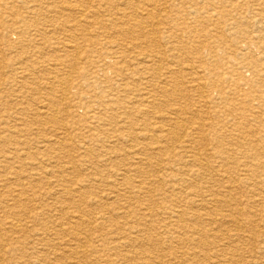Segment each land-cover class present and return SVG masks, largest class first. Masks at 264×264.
Returning a JSON list of instances; mask_svg holds the SVG:
<instances>
[{
  "label": "rangeland",
  "instance_id": "374dc122",
  "mask_svg": "<svg viewBox=\"0 0 264 264\" xmlns=\"http://www.w3.org/2000/svg\"><path fill=\"white\" fill-rule=\"evenodd\" d=\"M12 1L13 0H7V1L0 0V3L1 4L12 3ZM17 1L18 2L14 3L13 5H15L18 8L23 6L22 4H20V0ZM52 1L53 3H58V1L60 0H52ZM110 1L112 2L113 0ZM57 5L59 8L60 4ZM44 12H45L43 15L44 21L40 23V21L38 22L37 20H34L35 23L32 25L33 26L32 29L34 30H30L26 35H24V37L22 35L25 32L24 31L25 27L22 26L17 25L13 27L11 30L7 31L6 33L4 32V39H2L1 36V33L3 31L2 29L0 30V87H2L0 88V127H1L0 140H2L3 138L2 136H4L3 140L7 141L9 139L10 141L8 140L9 141L8 143L10 145L12 144V142L16 144L18 141H19L18 143L20 144L23 145L25 144L24 145L25 149H27V151L30 154H32L31 157L33 158V160L35 158V159H41V161L42 160L45 161L46 159L52 161V159L50 158H52L53 156L58 157L59 158L58 162L59 163L63 162L60 165L64 164L63 165L64 171L62 170L61 173L62 172L63 173L60 174L58 173L60 169L53 168V170H51L50 168H47L46 172H48V176L44 179V181H42L43 182L42 185H44V187L42 186L40 189L35 190L31 194H29L30 196L27 197L28 199L25 198L27 199L25 204L29 205L30 207H32V204H36L39 201L36 204V207L38 206L39 210L38 208L37 210H34L36 212L33 211L34 212L33 215L35 213L36 214L38 213L39 215L43 214L42 220L40 219V222L37 220L33 221L31 218L32 217L31 212L30 214L29 213L25 214V212H23V214H21L22 217L24 218L23 219L24 221L22 223L25 224L27 232L25 231V233L23 232L22 234L14 233V232H10L9 229L5 228V233L3 232V235L1 236L2 238L0 237V239H2L0 240V251H1V247L3 250L1 251L0 254V259H1L0 264H64V263L77 264V262L79 264H91V263L106 264V260L109 259L107 257V254H105L102 251L104 250V247L101 240H103L105 237L108 238L110 237L113 238L114 240L115 239L118 240L122 239V241L127 240V238H125L126 235L121 234L123 233L122 230H115V228L111 227V224L108 223L111 220H117L119 224H122L124 226L125 224L128 223L127 226L124 228L125 230L127 229L129 230L130 233L129 236H131L133 239L137 237L139 242L143 241L144 244L147 247H149L150 253L148 255L146 254L147 255L146 257H143L144 259L141 260L142 262L146 261L154 264H207V262L204 261L205 256L206 257L214 256V254L212 253L213 247L221 248L223 244L228 243L231 247H240L238 249V254L236 251V253H231L230 255L223 256L224 258L222 259L220 255L222 253L218 252L217 255L219 256L213 259V262H217L216 264H226L228 260H231L232 264H264V247H261L264 246L262 245L264 243V225H263L264 204L263 205L261 204L262 205L261 207V205L259 206L256 205L254 202L252 203V201H254L252 196V194L254 193V191L252 190L253 187L254 189L264 191V186L257 184H255L254 186V183H256L254 180L255 174L247 172L248 169L247 167L244 166L248 161V158L250 157L244 154L241 155L240 151H244V149L242 148L239 151L237 146L239 145V142L242 140L237 136V133L232 130V128H234L235 126L240 128H248V129L251 128L252 130L256 131V133H254V135L250 139L251 141H253L254 144L253 146L256 145L264 146V142H263L264 140V52L262 50L264 31H261L262 30L261 28L264 25L263 24L264 0H186L185 5L183 6L167 7L166 9L161 8L159 9V11L158 10L154 11V13L156 12L155 14L158 17L157 18L158 29L163 32L164 31H169V32L168 34L167 32L159 34L162 35L160 36L161 39L159 40L160 44L157 45L155 48V50L159 52L158 54L160 56L159 59L160 63L156 64L157 72L155 71V74H146V75L139 73V75H136L134 77L135 79H131L130 76L132 72L137 70L138 68L137 63L142 62V55L140 56L139 54L147 51L145 45L138 47L135 46L136 49L133 48L130 49L128 47L126 48V46L130 44L129 39L131 42L134 41L136 38L128 36L127 38H123L121 40V38L116 36L115 32L112 31L115 30L116 28L107 23L106 21L107 17L105 16L98 17L100 18L99 21L101 23L104 22L103 27H101L102 25L92 27L88 23H86V21L85 24H83L84 26L83 27L78 25L79 23L77 19L79 17L77 14H75L76 12L72 13V17L70 18L71 20L69 19L68 22L65 23V25L62 24V22H65L66 20V15H67L66 12L61 11L62 13L60 14L58 9L50 10V11L45 10ZM95 19L97 18L95 17ZM5 20L9 21V19H5ZM174 23L176 24L174 25ZM42 25L45 26L42 27ZM36 27L41 30V31L39 30V32L41 33L35 32V29H37ZM56 31H58V33ZM190 31H193V33L197 35L196 36L197 39L202 41V44L205 43L203 44L204 48L201 50V53L198 54L194 52L192 53L189 49L184 50L182 49V46H180L187 41L188 37L189 38L194 37L193 34L190 33ZM71 35L72 37L74 35L72 39H71ZM81 35L83 37H81ZM180 35H183L185 37L183 38L182 41L178 39V36ZM40 38L42 39L40 40ZM258 38H261L262 40H258ZM20 39L22 42L19 43ZM6 41L15 42L18 43V45L19 44L20 45L17 47V49H14L12 51H7V49L4 47ZM195 42L196 41L193 40V42L189 44L190 46L188 47L194 48L197 45V43ZM74 47H76V49H74ZM108 49L111 50L112 52L119 54H117L116 57H114L112 60H108L109 66L103 67L101 64V60L103 58L100 56L105 50ZM119 49L121 52H119ZM207 49H209V52ZM127 51H129L130 53ZM75 54L77 56H75ZM36 58L37 60H39V62H43V61L46 62L41 64H36L35 69L31 71H26L27 69L26 67L30 65V62L32 63V61H36ZM40 58L42 59V61H40ZM57 59L64 60L68 66H65V70L64 68H62L61 71L52 72L50 71V69L53 66H55ZM68 63L70 64L72 63L71 67L72 66L74 67L73 68L69 67L70 64ZM191 67L194 68L192 72L189 71ZM75 71L76 73H74ZM83 71L84 73H82ZM158 72L160 73V75ZM167 73H171L170 76L173 81L178 80L176 84L177 88L168 87V92H171L172 98L171 97L166 98L167 96H163L162 94L156 93L157 95L155 94L156 96L155 103H156V108L158 109L155 108L151 109L150 107H148L146 103L142 101V97H141L147 93V89H145L147 85H145V82H148L150 86H152L153 83L155 86L161 85L162 81H165L164 79ZM85 74L87 76H83ZM141 75L143 76V78ZM30 76L32 77L30 78ZM167 76H169V74ZM67 78L69 79V81ZM94 82L97 84H95ZM123 83L126 86L125 91L123 90L124 87L122 85ZM45 84L54 85L53 86V88H55L54 91L55 92L58 91L57 93H54L55 99L58 98L57 101H59V99L60 101H62V102H58L61 104L58 105L57 110L53 109L54 112H52L56 114L58 121L63 122L62 127L61 126L59 127L55 124H53L54 126H52L51 124L38 125V123L34 122L32 118V114L35 112H39L42 104L46 103L45 99L49 97V96L47 97V94L45 93L46 91H44L47 90V87L44 86ZM42 87L44 88V90ZM57 88L59 89L57 90ZM62 90H66L68 94L67 95L61 94ZM105 97H108L109 99L111 97H114L113 98L114 100L119 101L117 105L111 104V108H114L113 109L114 114H117L118 118L112 121L113 123L109 122L110 124L109 123L107 124H108V129L111 128L116 129L117 127H121L120 128L121 138L120 141L114 142V140H111L110 142L107 141L104 144L107 146H111L113 144L115 145L118 143L119 147H121V149H124L125 152H120L118 154L113 155V157H116L112 159V162H114V164L112 165L113 168L112 167L110 168L109 165L105 163L98 161L93 162L92 160L89 161V163L87 164L88 165L87 169H85L86 167H84V169L83 168L81 169L80 167H77L76 169L72 168L74 170L68 169L72 167L70 165L71 161H74L76 163L79 158L80 159L86 158L84 157V154L81 153L80 150L78 151V147H77L78 141L74 136H76V134H83V135L87 134L86 136H88L91 133V132L90 133L87 132V130L85 129L86 126H89L90 122H93L89 119L92 113L89 114L88 108L93 109L94 112H96V114L102 116L104 114L103 110L100 108L99 110H97V107L102 100L107 101V98ZM157 98L158 100L159 99L161 100L158 101ZM40 99L42 101H40ZM64 100L65 103L63 104ZM35 108L36 110H34ZM63 110H66L69 116H67V114L64 115ZM138 110H140L142 113L141 114L138 113ZM69 111H71V113H69ZM182 111H184L186 115ZM250 111L256 112L255 113L256 120L254 119L253 121V119L250 118V116L246 115ZM80 112L81 113L83 112V114H80ZM123 113L124 115L125 114L126 115L124 116ZM127 114H129V116ZM197 114L198 116H195ZM77 115L79 116L81 115V116L77 117ZM171 115H173L172 119H171ZM28 117L30 118L29 119L30 121L27 119ZM122 117L125 118L123 119ZM174 119L178 121H182V123L186 125L185 126L186 132H183L184 134H182V132H179L180 136L181 135L185 136V134L188 133L190 130L192 129L197 130L201 126L202 128L200 131H202L203 133L202 136L204 138V140L201 141L200 146H194V148L190 146V148L186 149V151L189 150L190 153L185 152L184 149H181L180 145L178 144V141L169 140V139L161 140L162 143L160 145V149L163 152L162 153L163 155L161 156L158 155V157L155 156L151 161L152 163L158 162L161 164H165L166 162L167 163L169 162V165H171L172 173L175 175V178L171 179L169 176L165 177L163 176V172L152 173L151 171L150 174L153 175L147 174L146 176L149 175V177L153 176L152 178L157 177L159 179L164 178L165 182L163 181L164 182L163 185L156 186L157 189L154 188V190L148 194L142 192L137 193L136 189L130 190L129 186L128 187L124 185L121 186V183L119 182L120 180L119 178H117L118 176L115 175H117V170H119V172L122 173L127 169L126 168L128 167L127 163L124 161L126 159L127 160L131 159L132 162H134L135 160L133 158H135L136 161H138L140 158L144 159L145 157L143 156V154L146 151L150 154V151L148 150L156 147V146H151V144L148 145L144 141H137L136 144L131 143L129 137H127L130 131L129 128H131V130L134 129V131L138 133L139 131H141L142 129L141 127L143 124H150L155 126L162 125L166 127L167 125L171 124V122ZM27 120L28 122L33 121L31 123L32 125H30L27 122ZM15 122L18 123L15 124ZM138 124H140L141 127H139ZM16 130L22 131L21 134L16 132ZM65 130L68 131V133H66L67 135L65 134ZM229 131L232 133H229ZM92 134L95 133L92 132ZM104 137H106V135H104ZM69 138H71V141L69 140ZM184 138L187 140L186 137ZM216 138L218 140H216ZM43 140H51V141L54 140V141H59L60 143L63 142V144H66L68 148H66L65 150H60L57 147L58 149L56 150L57 153H55L56 152L55 151L50 155H46V157L45 155H38L36 154V147H39L40 144L37 143ZM217 144H220L222 147H227V148L230 147V150L232 152L224 155L221 154L219 150H215L214 148V146H216ZM10 145L7 147L4 145L3 147L0 144L1 146L0 161H2L1 159L2 155H5V153L11 151ZM132 145L135 146L134 149L129 150V146ZM89 148L93 149V153L96 154L97 151L95 150V147L93 145H90ZM172 149L174 150L171 151ZM78 152H79V156H78ZM181 153L183 154L181 155ZM186 153H188L189 157L187 156ZM68 154L69 155L71 154L73 156L70 155L69 157ZM120 154L121 156H119ZM196 154L198 155L197 160L198 159L199 161L202 160L201 162L203 163L205 162L210 163L211 169L209 170V172L206 173L207 176L204 179L203 183L197 185L192 189H188L185 188L184 185H181L180 183H182V181H186L187 179L188 180L191 179L192 171L195 170L196 168L193 169L192 166L188 164L186 165V163L189 161L187 159H192L190 157L191 156L194 157L196 156ZM250 154H252V152H250ZM70 158H72L73 160L72 159L70 160ZM254 158H256L257 161L260 160L261 162H264V155L263 156L258 155L255 156ZM115 159L117 162L115 161ZM33 160L29 161V163H31ZM67 160L68 162H66ZM36 163L33 162V164L31 166L29 165L28 168L29 167L30 169L36 168L37 167ZM114 165L116 166L114 167ZM1 166H3L2 162H0V167ZM223 166L226 168H223ZM90 167L91 169H89ZM142 167L145 169V172L150 170V168H147V162H145L144 160L142 161ZM67 169L70 171H67ZM239 169L240 172H238ZM31 172H36V171H34L33 169V171L31 170ZM97 173H99V175H97ZM170 173L171 172H169L168 174ZM134 174H131L132 180L138 181L139 179H137L134 176ZM0 175L1 177L4 176L1 169H0ZM56 175H63L68 178L73 177L71 179L74 183L73 185H71L73 187H69V188L72 191L82 192L84 194V198L79 197L80 199H78L76 197L74 199H70V197L63 195L64 193L63 190L68 189V187L66 188L64 187L66 186L65 184L57 182L56 180L57 178H54ZM256 176L257 178L264 179V176L263 175L261 176L260 173L257 174ZM227 177L228 178L235 177L236 179L248 178L251 181L249 180L247 185L243 183L228 185ZM98 180L99 182L101 181L102 184L97 183ZM205 180L207 182H205ZM13 181H14L13 179H8V183L10 182L11 184H15L16 182ZM91 181H93L92 184ZM115 183L118 184V186ZM169 186H174L175 188H179V192L178 193L176 192L174 194L173 193L170 194L169 192H166L168 190L167 187ZM229 186L232 188L231 194L229 196L230 208L228 206H223V205H218L216 208H214L216 210L218 208L217 212H220L219 214L221 216L220 215L215 216L216 212L215 213L211 212L208 216L202 215L203 216L202 219L200 220V222H198L194 217H192L191 214L192 211H189L183 217V222L179 224L178 219H175L174 217H171L169 219L167 215H163L161 213L164 208L169 207V208L177 209L180 206L184 207L188 205L190 202L189 198L191 197L190 192L202 194L205 197L207 194H209L206 191L207 189L210 190L213 189L212 191L223 194V192L227 191L226 188ZM214 188H218V189H214ZM60 189L63 190L61 191ZM118 191L121 193H119ZM3 192L4 190L0 188V194H3ZM135 193L137 195H135ZM117 194L118 196H116ZM258 198L259 197H257V200ZM206 199H209V197H207ZM52 200L55 201V204ZM71 200L75 201L74 205L76 206H78L76 204L77 202H81L82 200L86 202H83L84 204L80 203L81 206L79 208H76L75 206H73V208H69L67 210V215L66 214L63 215L62 212L66 213V211L64 210L62 211V205L63 206L69 205V202ZM42 204L46 205V207H43L44 209L42 208ZM146 205L150 209V213L154 211L156 212L155 214L160 216H153L150 213L148 214L147 213L148 211L145 210L144 213H146L147 216H142L143 211L140 212V209L142 208L145 209ZM98 207L100 208L98 209ZM113 207H115L114 208L115 211H112ZM230 209L232 211H234V209H240L244 211L241 216H237V220L240 222V226H239L240 228L238 227L239 228L238 230L235 229V227L233 226L232 218L228 216L230 215ZM1 210L2 209L0 208V222L3 221L2 223L6 225V222L8 223L9 220L7 219V215L4 214L3 210L2 211ZM220 210L223 211L224 213L221 212ZM135 211L137 214L135 213ZM122 212H128L130 217H126L127 219L124 218L125 216L123 215ZM69 213H71L72 215ZM199 213L204 214L205 212L199 210ZM132 214L134 215V217ZM77 215L82 216L83 223L81 224L79 222L80 226L79 225L76 227L74 226L75 229L72 227L70 231L72 232V234L79 235L80 238L78 242L75 243L73 241L74 236L71 234H70L71 236L68 234L58 237V239H55L56 241L53 240V242L49 243L50 245H52V247L50 248H45V246H43L36 240L37 238L38 239L42 238L44 235H52L51 237H54L53 233H51V231H53V228L59 229V226H62V228L68 227V224H70L69 218L72 216L78 217ZM58 218L59 220H57ZM207 219H217L218 222L216 225L211 223L206 224L205 221ZM105 220L108 222L105 224V226H103L102 223L105 222ZM57 221H59V223ZM136 221L139 225L134 224ZM46 222H48V224ZM35 223L36 224L40 223V224L39 226H37L38 224L36 225ZM54 223L56 225H54ZM146 223H148V225ZM164 224H166L167 227H165ZM40 225L42 229L40 228ZM200 227L205 228L206 231L205 233L202 234L200 233L198 235L195 230ZM217 233H219V235H216ZM222 234L224 235L228 234L239 238H237L236 241L223 240L221 243L219 241L217 243L214 240L215 239L214 237L220 236ZM4 237L6 239L8 238L7 239L8 241ZM185 238H188L189 240H185ZM190 238L195 240L201 238L203 241H205V243L201 245L199 244L196 245V243L191 242ZM82 240L83 242H81ZM144 240H146V242ZM6 242H8V244H6ZM184 242L186 243L184 244ZM79 243H81V245L84 246V249H87L86 251H90L94 249L97 251V253L99 252L97 257H99L100 259H98L97 261H94L92 259L91 260L88 259L87 261H85V259L83 260V258H81L80 256L75 257L76 255L72 253L71 255L70 252L68 254L64 253V251L67 249H71L75 251ZM185 245H187L188 247ZM205 245L206 247H204ZM16 246L18 248L17 251L13 252V254H10L11 247H16ZM112 246L113 245H108L109 248H112ZM122 250H126V249H122ZM78 251L79 249L77 250V252ZM127 251L128 250L124 251V253ZM31 254L34 256H32ZM183 254H185L184 257H182ZM194 254L196 258H193L192 260V256H194ZM10 256L13 258H10ZM43 257L44 259H42ZM69 257L71 258L69 259ZM139 258H140L139 256L135 258V263L140 262ZM75 259L77 261H75ZM123 263L127 264V262H123Z\"/></svg>",
  "mask_w": 264,
  "mask_h": 264
},
{
  "label": "bare ground",
  "instance_id": "6f19581e",
  "mask_svg": "<svg viewBox=\"0 0 264 264\" xmlns=\"http://www.w3.org/2000/svg\"><path fill=\"white\" fill-rule=\"evenodd\" d=\"M7 1V0H6ZM185 1L186 0H113L112 2L110 0H60L58 1V3H53L52 0H20V4H22L23 6H21L20 8L16 7L15 5H13L14 3H17L18 1L17 0H13L12 3H5V4H1L0 3V30L2 29V33H1V36H2V39H4V32L6 33L7 31L11 30L13 27L15 26H22V27H25V32L23 33V37L24 35H26L30 30H34L32 29L33 28V24L35 23L34 20H37L38 22L40 21V23H42L44 20H43V15H44V11L45 10H55V9H58L60 14L62 12H66L67 15H66V20L65 22H62V24L65 25V23L68 22V20L72 17V13H75L78 15V25L80 26H83V24H85V21L86 23H88L90 26H101L103 27V23H101L99 21L100 18H98L99 16H105L107 17V23L109 25H112L114 26L116 29L115 30H112L115 32L116 36L120 37L121 40L123 38H127L128 36L130 37H134L136 38L134 41H131L130 42V39H129V45L126 46V48H130V49H136L135 46H144L147 48V51L144 52V53H140L139 55L141 56L142 55V62H139L137 63L138 64V68L137 70H135L134 72L131 73V79H135L134 77L136 75H139L140 74H143V75H146V74H155V71L157 72V68H156V64L157 63H160L159 59H160V56H159V52H157V50H155L156 46L160 44L159 40L161 39L160 36L162 35H159V34H162V33H166L168 34L169 31H160L158 29V24H157V15L154 13V11H159V9H166L167 7H176V6H183L185 5ZM77 3V4H76ZM57 4H60L59 5V8H58V5ZM76 4V5H75ZM18 6V5H17ZM20 6V5H19ZM78 8V9H77ZM64 10V11H63ZM62 11V12H61ZM167 11V10H166ZM58 13V12H57ZM165 13V12H164ZM223 13V12H222ZM217 14V13H216ZM47 15V14H46ZM160 15V14H159ZM192 15V14H191ZM223 15V14H222ZM64 16V15H63ZM56 17V16H55ZM62 17V16H61ZM74 17V16H73ZM95 17L97 19H95ZM52 18V17H51ZM58 18V17H57ZM167 18V17H166ZM5 19H9L8 20H5ZM55 19V18H54ZM74 19V18H73ZM51 20V19H50ZM71 20V19H70ZM88 20V21H87ZM58 21V20H57ZM173 21V20H172ZM182 21V20H180ZM221 21V20H220ZM47 22V21H46ZM162 22V21H161ZM77 23V22H76ZM58 24V23H57ZM176 23H174L175 25ZM256 24V23H255ZM264 24V23H263ZM49 25V24H48ZM77 25V24H76ZM87 25V24H86ZM178 25V24H177ZM198 25V24H197ZM222 25V24H221ZM45 26V25H44ZM42 25V27H44ZM63 26V25H62ZM71 26V25H70ZM190 26V25H189ZM39 27V26H38ZM49 27V26H48ZM64 27V26H63ZM84 27V26H83ZM118 27V28H117ZM161 27V26H160ZM159 27V28H160ZM245 27V26H244ZM37 28V27H36ZM42 29V28H41ZM60 29V28H59ZM67 29V28H66ZM65 29V30H66ZM79 29V28H77ZM262 30L261 31H264V25L263 27L261 28ZM39 28L35 29V32L37 33H41L39 32ZM85 30V29H84ZM90 30V29H89ZM101 30V29H100ZM41 31V30H40ZM47 31V30H46ZM59 31V30H58ZM58 31H56L58 33ZM68 31V30H67ZM66 31V32H67ZM83 31V30H82ZM172 31V30H170ZM44 32V31H43ZM42 32V33H43ZM53 32V31H52ZM63 32V31H62ZM69 32V31H68ZM77 32V31H76ZM88 32V31H87ZM108 32V31H107ZM183 32V31H182ZM31 33V32H30ZM70 33V32H69ZM86 33V32H85ZM84 33V34H85ZM179 33V32H178ZM191 34H193L194 37L192 38H187V41L185 43H183L182 45V49H189L192 53H201V50L204 48V45L205 43L202 44V41L198 40L197 39V35H195V33H193V31H190ZM10 34V33H9ZM16 34V33H15ZM109 34V33H108ZM172 34V33H171ZM8 35V33H7ZM30 35V34H29ZM48 35V34H47ZM68 35V34H66ZM89 35V34H88ZM98 35V33H97ZM107 35V34H106ZM76 36V35H75ZM12 37V36H10ZM17 37V36H16ZM44 37V36H43ZM65 37V36H64ZM70 37V36H69ZM74 37V35H73ZM72 35H71V39L73 38ZM81 37H83L81 35ZM80 37V38H81ZM91 37V36H90ZM19 38V37H18ZM76 38V37H75ZM170 38V37H169ZM183 38H185L183 35H180L178 36V39L179 40H183ZM200 38V37H199ZM37 39V38H36ZM42 38H40L41 40ZM6 40V39H5ZM78 40V39H77ZM107 40V39H106ZM196 41L195 43H197V45L192 48V47H188L190 46L189 44H191L192 42ZM258 40H262L261 38H258ZM72 41V40H71ZM22 42L21 39L19 40V43ZM45 42V41H44ZM137 42V43H136ZM6 44H4L5 48L7 49V51H12L14 49H17V47L20 45H18V43H15V42H9V41H6L5 42ZM38 43V42H37ZM76 43V42H75ZM125 43V42H124ZM71 44V43H70ZM69 45V43H68ZM67 45V46H68ZM73 45V44H72ZM66 46V47H67ZM77 46V45H76ZM44 47V46H43ZM52 47V46H51ZM160 47V46H159ZM53 48V47H52ZM72 48V47H71ZM125 48V47H124ZM166 48V47H165ZM25 49V48H24ZM32 49V48H31ZM47 49V48H46ZM45 49V50H46ZM74 49H76V47H74ZM73 49V50H74ZM104 49V48H103ZM164 49V48H163ZM180 49V48H179ZM50 50V49H49ZM55 50V49H54ZM118 50V49H117ZM142 50V49H141ZM178 50V49H177ZM208 52H209V49H207ZM262 50L264 52V40L262 42ZM37 51V50H36ZM69 51V50H68ZM119 52L120 49H119ZM129 52V51H127ZM126 52V53H127ZM75 53V52H74ZM78 53V52H77ZM130 53V52H129ZM3 54V53H2ZM51 54V53H50ZM119 54V53H115V52H112L111 50H105L100 57H102L103 59L101 60V64L103 67H107L109 66V63H108V60H112L114 57H116V55ZM124 54V53H123ZM138 54V53H137ZM177 54V53H176ZM38 55V54H37ZM136 55V54H135ZM211 55V54H210ZM73 56V55H72ZM75 56H77L75 54ZM132 56V55H131ZM178 56V55H177ZM38 57V56H37ZM44 57V56H43ZM65 57V56H64ZM28 58V57H27ZM63 58V57H62ZM178 58V57H177ZM24 59V58H23ZM74 59V58H73ZM96 59V58H94ZM76 60V59H75ZM137 60V59H136ZM23 61V60H21ZM40 61H42V59L40 58ZM132 61V60H131ZM134 61V60H133ZM46 61H43V62H39V60H37L36 58V61H32V63L30 62V65H28L26 68V71H31L33 69H35L36 67V64H41V63H45ZM70 62V61H69ZM4 63V62H3ZM23 63V62H22ZM55 63V62H54ZM70 64V63H68ZM72 64V63H71ZM71 64L69 65V67H71ZM114 64V63H113ZM121 64V63H120ZM136 64V63H135ZM136 64V65H137ZM24 65V64H22ZM46 65V64H45ZM77 65V64H76ZM134 65V64H133ZM50 66V65H49ZM56 66V67H55ZM55 66H53L50 71L52 72H58V71H61L62 68H64L65 70V66H68L64 60L62 59H57L56 60V64ZM59 66V67H58ZM158 66V65H157ZM162 66V65H160ZM159 66V67H160ZM24 67V66H23ZM46 67V66H45ZM74 66H72L71 68H73ZM187 67V66H186ZM125 68V67H124ZM164 68V67H163ZM9 69V68H8ZM13 69V68H12ZM180 69V68H179ZM40 70V69H39ZM63 70V71H64ZM71 70V69H70ZM131 70V69H129ZM185 70V69H184ZM194 70L193 67H191L189 69L190 72H192ZM257 70V69H256ZM49 71V70H48ZM117 71V70H116ZM132 71H133V68H132ZM161 71V70H160ZM186 71V70H185ZM33 72V71H32ZM68 72V71H67ZM172 72V71H171ZM76 73V71L74 72ZM84 73V71L82 72ZM103 73V72H102ZM125 73V72H124ZM129 73V72H128ZM159 73V72H158ZM7 74V73H6ZM41 74V73H40ZM64 74V73H63ZM66 74V73H65ZM73 74V73H72ZM120 74V73H119ZM169 74V76H167ZM171 73H167L166 77H165V81H162L161 85H153L150 86L148 84V82H145V85H147V87L145 89H147V93L144 94V96H141L142 97V101L144 103H146L148 105V107H150L151 109L155 108V109H158L156 108V99H155V94L158 93V94H162L163 96H167L166 98H169L171 97V92H168V87H171V88H177L176 84H177V81L176 80H172L171 76H170ZM28 75V73H27ZM36 75V74H35ZM160 75V73H159ZM200 75V74H199ZM68 76V75H67ZM83 76H87L86 74L83 75ZM111 76V75H110ZM142 76V75H141ZM32 76H30L31 78ZM63 77V76H62ZM72 77V76H71ZM90 77V76H89ZM116 77V76H115ZM20 78V77H19ZM55 78V77H54ZM61 78V77H60ZM66 78V77H65ZM143 78V76H142ZM141 78V79H142ZM200 78V77H199ZM68 79V78H67ZM93 79V78H92ZM139 79V78H138ZM140 80V79H139ZM138 80V81H139ZM31 81V80H30ZM41 81V80H40ZM69 81V79H68ZM3 82V80H2ZM17 82V81H15ZM72 82V81H70ZM104 82V81H103ZM121 82V81H120ZM135 82V81H134ZM164 82V83H163ZM205 82V81H204ZM19 83V82H18ZM34 83V82H33ZM82 83V82H81ZM95 83V82H94ZM118 83V82H117ZM129 83V82H128ZM136 83V82H135ZM138 83V82H137ZM11 84V83H10ZM22 84V83H21ZM59 84V83H58ZM97 84V83H95ZM101 84V83H100ZM114 84V83H113ZM171 84V85H170ZM183 84V83H182ZM13 85V84H12ZM11 85V86H12ZM18 85V84H17ZM62 85V84H60ZM123 86V90L125 91L126 90V86L125 84L123 83L122 84ZM143 85V84H142ZM198 85V84H197ZM10 86V85H9ZM45 87H47V90H43L46 91L45 93L47 94V99H45L46 103L42 104L41 106V109L39 112H30V113H33L32 114V118L34 120V122L38 123V125H47V124H51L52 126H54L53 124L57 125V126H63V122L61 121H58L57 120V117H56V114L52 113L54 112L53 109L57 110V107L59 104L61 103H58V102H62L60 101H57V99H55V94L54 93H57L58 89L57 88V92H55V88H53L54 85H51V84H45L44 85ZM58 86V85H57ZM97 86V85H96ZM107 86V85H106ZM8 87V86H7ZM23 87V86H22ZM21 87V88H22ZM34 87V86H33ZM41 87V86H40ZM62 87V86H61ZM64 87V85H63ZM141 87V86H140ZM180 87V86H179ZM2 88V87H0ZM15 88V86H14ZM19 88V87H18ZM37 88V87H36ZM142 88V87H141ZM17 89V87H16ZM20 89V88H19ZM28 89V88H27ZM95 89V88H94ZM105 89V87H104ZM121 89V88H120ZM143 89V88H142ZM204 89V88H203ZM202 89V91H203ZM40 90V89H39ZM201 90V88H200ZM34 91V90H33ZM37 91V90H36ZM42 91V90H41ZM106 91V90H105ZM123 91V92H124ZM142 91V90H141ZM28 92V91H27ZM60 92V91H59ZM87 92V91H86ZM95 92V91H94ZM144 92V90H143ZM173 92V91H172ZM41 93V92H39ZM38 93V94H39ZM79 93V92H78ZM97 93V92H96ZM202 93V92H201ZM204 93V91H203ZM63 95H67L68 93L66 92V90H62V93ZM132 94V93H130ZM45 95V94H43ZM59 95V94H58ZM70 95V94H69ZM125 95V94H124ZM123 95V96H124ZM157 95V94H156ZM169 95V96H168ZM38 96V95H37ZM57 96V95H56ZM79 96V95H78ZM130 96V95H129ZM3 97V96H2ZM62 97V96H61ZM76 97V95H75ZM144 97V98H143ZM175 97V96H174ZM107 98V101H101L100 104L98 105L97 107V110L102 109L103 110V115L102 116H99V114H96V112H94L93 109H90L88 108L89 110V114H91L90 116V120L93 121V122H90L89 126H86V130L87 132H91L88 136H86L85 134H76V136H74L76 138V140L78 141V151L80 150L81 153L84 154V157L86 158H82V159H78V161L75 163L74 161H71L70 165L72 166L71 168H68V169H72V168H77V167H80L81 169L84 167H86L85 169L88 168V163L89 161H98V162H102V163H105L107 165H109V167L111 168L112 165L114 164V162H112V159L116 158V157H113V155L115 154H118L120 152H125L124 149H121V147H119V144H113L111 146H107L105 145L104 143L105 142H110L111 140H114V142L116 141H120V138H121V130L120 128L121 127H117L116 129L115 128H111V129H108V124L109 122L113 123L112 121H114L116 118H118L117 114H114V111L113 109L114 108H111V104H115L117 105L119 103L118 100H114L113 98L114 97H111L110 99L108 97H105ZM172 98V97H171ZM4 99V98H3ZM39 99V98H38ZM128 99V98H127ZM66 100V99H65ZM65 100L63 102V104L65 103ZM106 100V99H105ZM158 100V98H157ZM161 100V99H159ZM158 100V101H159ZM200 100V99H199ZM204 100V99H203ZM4 101V100H3ZM13 101V100H12ZM40 101H42L40 99ZM169 101V100H168ZM14 102V101H13ZM44 102V101H43ZM16 103V102H15ZM18 103V102H17ZM42 103V102H41ZM58 103V104H57ZM135 103V102H134ZM133 103V104H134ZM158 103V102H157ZM171 103V101H170ZM132 104V102H131ZM143 104V103H142ZM161 104V103H160ZM168 104V103H167ZM24 105V104H23ZM57 105V106H56ZM86 105V103H85ZM128 105V104H127ZM126 105V106H127ZM140 105V103H139ZM19 106V105H18ZM124 106V105H123ZM137 106V105H136ZM168 106V105H167ZM39 107V106H38ZM37 107V108H38ZM76 107H79V106H76ZM161 107V105H160ZM20 108V107H19ZM65 108V107H64ZM70 108V107H69ZM119 108V107H118ZM124 108V107H123ZM247 108V107H246ZM23 109V108H22ZM36 110V108L34 109ZM75 110V109H74ZM84 110V109H83ZM143 110V109H142ZM179 110V109H178ZM183 110V109H182ZM186 110V109H185ZM31 111V110H30ZM151 111V110H150ZM173 111V110H172ZM176 111V110H175ZM174 111V112H175ZM23 112V111H22ZM56 112V111H55ZM64 112V115L67 114L66 110H63ZM84 112V111H83ZM83 112L80 114H83ZM153 112V111H152ZM184 113V111H182ZM20 113V112H19ZM25 113V112H24ZM52 113V114H51ZM69 113H71V111H69ZM125 113V112H124ZM123 113V115H124ZM138 113H142L140 110H138ZM154 113V112H153ZM179 113V112H178ZM182 113V114H183ZM256 112L254 111H250L248 112V114H246L247 116H250V118L255 119V114ZM88 114V112H87ZM133 114V113H132ZM159 114V113H158ZM186 115V113H184ZM22 115V114H21ZM52 115V116H51ZM61 115V114H60ZM59 115V117H60ZM126 115V114H125ZM124 115V116H125ZM129 116V114H127ZM147 115V114H146ZM164 115V114H163ZM166 115V113H165ZM30 116V115H29ZM67 116H69V114H67ZM79 115H77L78 117ZM81 116V115H80ZM79 116V117H80ZM145 116V115H144ZM160 116V115H159ZM169 116V115H168ZM167 116V117H168ZM172 116L171 115V119H172ZM195 116H198L195 115ZM245 116V115H244ZM6 117V116H5ZM149 117V115H148ZM166 117V116H165ZM182 117V115H181ZM191 117V116H190ZM4 118V117H2ZM17 118V117H16ZM31 118V119H32ZM64 118V117H63ZM123 118V117H122ZM125 118V117H124ZM123 118V119H124ZM153 118V117H152ZM176 118V117H175ZM192 118V117H191ZM23 119V118H22ZM28 120L30 119L29 117L27 118ZM150 119V118H149ZM159 119V118H158ZM166 119V118H165ZM178 119V117H177ZM198 119V118H197ZM24 120V119H23ZM26 120V119H25ZM27 120V122H28ZM76 120V119H75ZM256 120V119H255ZM4 121V120H2ZM1 121V122H2ZM22 121V120H21ZM20 121V122H21ZM30 121V120H29ZM190 121V120H189ZM33 121L31 122H28L30 125H32ZM142 122V121H141ZM144 122V121H143ZM152 122V121H151ZM200 122V121H199ZM12 123V122H11ZM14 123V121H13ZM18 123V122H15V124ZM24 123V122H23ZM120 123V122H119ZM128 123V122H126ZM163 123V122H162ZM96 124V125H95ZM110 124V123H109ZM199 124V123H198ZM23 125V124H22ZM116 125V124H115ZM142 125V124H141ZM202 125V124H201ZM205 125V124H203ZM209 125V124H208ZM206 125V126H208ZM227 125V124H226ZM237 125V124H236ZM110 126V125H109ZM139 127L140 124H138ZM185 124L182 123V121H178V120H173L171 122V124L167 125L166 127L164 126H155V125H150V124H143L142 125V129L141 131H139L138 133L133 130H131V128H129V133H128V136L131 143H134L136 144L137 141H144L146 142L148 145L151 144V146H156L155 148H151L149 149L148 151H150V154L146 151L143 156L145 157L144 159H139L138 161H136L135 158H133L134 162H132V160L130 161L129 159L125 160L124 162L127 163V166L126 167L127 169L124 171V172H119V170H117V175L115 176H118L117 178H119V182L121 183V186H129L130 190L132 189H136L137 193L139 192H142V193H145V194H148L150 192H152L154 190V188H156V186L158 185H163L164 184V178L163 179H159L157 177L155 178H152L153 176H146L147 174H150V172L152 171V173H158V172H163V176H169L171 179L172 178H175V175L172 173V168H171V165H169V162L165 163V164H161V163H158V162H155V163H152V159L158 155H163L161 149H160V145H161V140L162 139H169V140H174V141H178V144L180 145V148L181 149H184L185 152H189L186 151V149L193 147L194 146H200L201 144V141L204 140L203 138V133L201 130V126L199 129H192L190 130L188 133L185 134V136H180L179 135V132H182V134H184L183 132H186L185 130ZM9 127V126H8ZM31 127V126H30ZM35 127V126H33ZM39 127V126H38ZM45 127V126H44ZM49 127V126H48ZM47 127V128H48ZM112 127V125H111ZM229 127V126H228ZM1 128V127H0ZM137 128V127H136ZM193 128V127H192ZM36 129V128H35ZM59 129V128H58ZM57 129V130H58ZM74 129V128H73ZM76 129V127H75ZM230 129V128H229ZM9 130V129H7ZM62 130V129H61ZM72 130V129H71ZM189 130V128H188ZM232 130L234 132L237 133V136L242 140L239 142V145L237 146V148L239 149H244V151H240L241 152V155L244 154L250 158H248V161L246 162V164L244 165L245 167H247V172H250V173H254L255 174V182L254 183V186L255 184L257 185H263L264 186V179H260V178H257V174H261V176L263 175L264 176V162H261L260 160L257 161L256 158H254L255 156H258V155H261L263 156L264 155V146H261V145H256V146H253V141H251V137L254 135V133H256V131L252 130L251 128H240V127H237L235 126L234 128H232ZM25 131V130H23ZM36 131V130H35ZM51 131V130H50ZM67 130H65V134L68 133V131L66 132ZM95 131V132H94ZM6 132V131H5ZM16 132H18L19 134H21L22 131H19V130H16ZM56 132V131H55ZM64 132V131H63ZM95 133V134H92ZM43 133V132H42ZM41 133V135H42ZM72 133V132H71ZM229 133H232L229 131ZM17 134V133H16ZM36 134V133H35ZM56 134V133H55ZM54 134V135H55ZM59 134V133H58ZM64 134V135H65ZM216 134V133H215ZM3 135V134H2ZM39 135V134H38ZM53 135V136H54ZM57 135V134H56ZM62 135V136H64ZM67 135V134H66ZM69 135V134H68ZM104 135H106V137H104ZM22 136V135H21ZM34 136V135H33ZM47 136V135H46ZM52 136V137H53ZM59 136V135H58ZM2 140H0V144L1 146L4 147V145L7 147L9 146L10 144L8 143L9 141L7 140H3L4 139V136H2ZM20 137V135H19ZM67 137V136H66ZM186 137L187 140L184 138ZM245 137V139H244ZM8 138V137H7ZM22 138V137H21ZM20 138V139H21ZM48 138H51V137H48ZM102 138V139H101ZM126 138V137H125ZM244 140H243V139ZM14 139V138H13ZM12 139V140H13ZM25 139V138H24ZM105 139V140H104ZM223 139V138H222ZM11 140V141H12ZM19 140V139H18ZM69 140L71 141V138H69ZM104 140V141H103ZM216 140H218L216 138ZM23 141V140H22ZM21 141V142H22ZM231 141V140H230ZM16 142V141H15ZM19 142V141H18ZM16 143L14 144L12 142V144L10 145L11 148L8 153H5V155H2L1 159L3 163V166L0 167V169L2 170V173H3V177H1L0 175V188H2V190H4L3 194H0V208L3 210L4 214L7 215V219L9 220V222L7 223L6 221V225L2 222H0V237L3 235V232L5 233V228L9 229L10 232H14V233H25V231L27 230L26 229V226L25 224H23L22 222L24 221L23 217L21 214H23V212L26 213H29L30 212L32 213V220L34 221H39L40 222V219L42 220V215H39L38 213L34 214V210H37L38 206L36 207V204L39 202H37L36 204H32V207H30L29 205H26L25 202L26 200L28 199L27 197L30 196L29 194H31L32 192H34L35 190H38L40 189L42 186L44 187L43 182L44 179L48 176V172L47 171V168H50L51 170H53V168H57V169H60V171H58V173L62 174L61 171L64 169V164L63 165H60L61 163L58 162V157H52L50 159H52V161L50 160H45V161H41V159H35L33 160V158L31 157L32 154H30L27 149H25V144H20V143ZM205 142V141H204ZM203 142V143H204ZM218 142H221V141H218ZM233 142V141H232ZM264 142V140H263ZM171 143V142H170ZM207 143V142H206ZM28 144V143H27ZM37 144H40L39 147H36V154L38 155H50L52 154L53 152H55L57 149V147L60 149V150H65L66 148H68V146L66 144H63V142H59V141H51V140H43ZM76 144V145H77ZM210 144V143H209ZM75 145V144H73ZM90 145H93L95 147V150L97 151L96 154L93 153V149L89 148ZM0 146V147H1ZM27 146V145H26ZM31 146V145H30ZM5 147V148H6ZM32 147V146H31ZM135 146H129V150H133ZM166 147V146H165ZM128 148V146H127ZM215 150H219L221 154H229L231 153L232 151L230 150V147L227 148V147H222L220 144H217L216 146H214ZM1 149V148H0ZM34 149V148H33ZM171 149V148H170ZM236 149V148H235ZM252 149V150H251ZM147 150V149H146ZM174 149H172L171 151H173ZM196 150V149H195ZM4 151V150H2ZM1 151V152H2ZM198 151V150H197ZM183 152V153H185ZM196 152V151H195ZM199 152V151H198ZM250 152H252V154H250ZM3 153V154H4ZM57 153V151L55 152ZM80 153V154H81ZM174 153V152H173ZM181 153V155L183 154ZM190 153V152H189ZM2 154V153H1ZM166 154V153H165ZM169 154V153H168ZM187 156H188V153H186ZM60 155V154H59ZM69 155V154H68ZM71 155V154H70ZM69 155V157H70ZM195 155V154H194ZM193 155V156H194ZM200 155V153H199ZM62 156V155H61ZM73 156V155H71ZM78 156H79V152H78ZM121 156V154L119 155ZM180 156V155H179ZM197 154L196 156L194 157H190L192 159H187L189 160L186 165H190L194 168H196L195 170L192 171V176H191V179H187L186 181H182V183H180L181 185H184L185 188H188V189H192L194 187H196L197 185H200L201 183H203L204 179L206 178L207 176V172H209V170L211 169V164L208 163V162H201L199 161V159L197 160ZM139 157V156H138ZM164 157V156H163ZM181 157V156H180ZM178 157V158H180ZM189 157V156H188ZM232 157V156H231ZM253 157V158H252ZM41 158V157H40ZM48 158V157H47ZM77 158V157H76ZM72 158H70L71 160ZM160 159V158H159ZM185 159V158H184ZM33 160L31 163H29V161ZM55 160V161H53ZM66 160V159H65ZM69 160V161H70ZM73 160V159H72ZM145 161L147 162V168H150V170L146 171L145 172V169L142 167V161ZM241 160V158H240ZM116 161V159H115ZM123 161V159H122ZM155 161V160H154ZM34 163H36V168H33L34 171L36 172H31V170L33 171V169H30V167L28 168V166L32 165ZM68 162V160L66 161ZM117 162V161H116ZM129 162V163H128ZM119 163V162H118ZM120 164V163H119ZM222 164V163H221ZM69 165V166H70ZM117 165V164H116ZM114 165V167L116 166ZM163 165V166H162ZM95 166V165H94ZM102 166V165H101ZM125 166V165H123ZM122 166V167H123ZM35 167V166H34ZM178 167V166H177ZM176 167V168H177ZM113 168V167H112ZM223 168H226L223 166ZM28 169V170H27ZM67 171H70L68 170ZM91 169V167L89 168ZM88 169V170H89ZM74 170V169H72ZM87 170V171H88ZM111 170V169H110ZM226 170V169H225ZM64 171V170H63ZM80 171V170H79ZM90 171V170H89ZM101 171V170H100ZM46 172V173H45ZM82 172H85V171H82ZM93 172V171H92ZM169 172H171L170 174H168ZM240 172V169L239 171ZM237 172V173H238ZM56 173V172H55ZM135 173V174H134ZM51 174V173H50ZM90 174V173H88ZM131 174H134V176L139 179L138 181H134L132 180L131 178ZM213 174V173H212ZM52 175V174H51ZM55 175V174H54ZM65 175V174H64ZM97 175H99V173H97ZM150 175H153V174H150ZM189 175V174H188ZM133 176V175H132ZM216 176V175H215ZM247 176V175H246ZM79 177V176H78ZM168 177V178H169ZM188 177V176H187ZM211 177V176H210ZM54 178H57V182H60V183H63L65 184L66 186L64 187H68V189H62L63 190V195H66L67 197H70V199H74V198H78L80 199L79 197H83L84 198V194L80 191H72L69 187H73L71 185H73V181L71 180L72 178H68V177H65L63 175H56ZM99 178V177H97ZM4 179V180H3ZM8 179H13L16 183L15 184H10L8 183ZM43 179V180H42ZM48 179V178H47ZM135 179V178H134ZM136 179V180H137ZM213 179V178H212ZM223 179V178H222ZM227 183L228 185H232V184H236V183H243V184H248L249 180L250 179H236L235 177H230L228 178L227 177ZM258 179V181H257ZM113 180V179H112ZM112 180H109V181H112ZM225 180V179H224ZM13 181V182H14ZM35 181V182H34ZM164 181V182H163ZM251 181V180H250ZM12 182V181H11ZM37 182V183H36ZM169 182V181H168ZM205 182H207L205 180ZM53 183V182H52ZM89 183V182H88ZM93 183V181H91V184ZM96 183V182H95ZM94 183V184H95ZM97 183H101V181ZM119 183V184H120ZM216 183V182H214ZM90 184V183H89ZM102 184V183H101ZM116 184V183H115ZM175 184V183H174ZM177 184V183H176ZM222 184V183H221ZM54 185V184H53ZM52 185V186H53ZM82 185V184H81ZM88 185V184H87ZM118 186V184H116ZM115 185V187H116ZM166 185V184H165ZM179 185V184H178ZM214 185V184H213ZM250 185V184H249ZM48 186V185H47ZM51 186V185H50ZM85 186V185H84ZM114 186V185H113ZM58 187V186H57ZM79 187V186H78ZM86 187V186H85ZM102 187V185H101ZM104 187V186H103ZM163 187V186H162ZM221 187V186H220ZM219 187V189H220ZM253 187V186H252ZM48 188V187H47ZM50 188V187H49ZM160 188V187H158ZM165 188V187H164ZM207 188V187H206ZM223 188V187H222ZM221 188V189H222ZM82 189V187H81ZM157 189V188H156ZM167 191L166 192H169L170 194H174V193H178L179 192V188H175L174 186H169L167 187ZM214 189H218V188H214ZM227 191L223 192L222 193H219V192H214L212 191L213 189H207V194L205 197L202 195V194H198V193H194V192H190V202L188 205L182 207H178L177 209L175 208H164L163 211L161 212L163 215H167L169 217V219L171 217H174L175 219H178V222L179 224L183 222V217L189 212V211H192V217H194L196 219V221L200 222V220L202 219V215H206L208 216L211 212L215 213V216L217 215H220L219 213L220 212H217L216 208L218 205H223V206H228L230 208V194H231V190L232 188L229 186L226 188ZM61 190V189H60ZM61 190V191H62ZM80 190V189H79ZM125 190V188H124ZM164 190V189H163ZM254 191V193L252 194L253 196V199L254 201H252V203L254 202L256 205H263L264 204V191L262 190H258V189H252ZM60 191V192H61ZM144 191V192H143ZM48 192V191H47ZM119 192V191H118ZM55 193V192H54ZM62 193V192H61ZM121 193V192H119ZM129 193V192H128ZM181 194V193H180ZM249 194V193H248ZM37 195V194H36ZM39 195V194H38ZM115 195V194H114ZM132 195V194H130ZM134 195V194H133ZM135 195H137L135 193ZM44 196V195H43ZM56 196V195H55ZM65 196V197H66ZM118 196V194L116 195ZM141 196V195H140ZM37 197V196H36ZM52 197V195H51ZM54 197V196H53ZM99 197V196H98ZM113 197V196H112ZM131 197V196H130ZM207 197H209V199H206ZM257 197L258 200H257ZM27 198V199H25ZM195 198V199H194ZM197 198V199H196ZM232 198V197H231ZM25 199V201H24ZM52 199V198H51ZM82 199V198H81ZM101 199V198H100ZM148 199V198H147ZM32 200V199H31ZM41 200H42V197H41ZM40 200V202H41ZM56 200V199H55ZM241 200V199H240ZM30 201V200H28ZM48 201V200H47ZM53 201V200H52ZM9 202V203H8ZM54 204H55V201H53ZM83 202H86L84 200H82L81 202H77L76 205H74L75 201L71 200L69 202V205H62V211H66V213L62 212L63 215H67V210L69 208H73V206H75L76 208H79L81 206L80 203H83ZM139 202V201H138ZM107 203V202H106ZM135 203V202H134ZM251 203V202H250ZM46 204V203H45ZM45 204H42V208L43 207H46ZM62 204V203H61ZM64 204V203H63ZM84 204V203H83ZM82 204V205H83ZM92 204V203H90ZM136 204V203H135ZM146 204V203H145ZM141 205V204H140ZM261 205V207H262ZM58 206V205H57ZM110 206V205H109ZM114 206V205H113ZM139 206V205H138ZM53 207V206H52ZM60 207V206H59ZM106 207V205H105ZM111 207V206H110ZM117 207V206H116ZM156 207V206H155ZM48 208V207H47ZM56 208V207H55ZM75 208V209H76ZM93 208V207H92ZM97 208V207H96ZM100 207H98L99 209ZM108 208V207H107ZM115 207H113V210L112 211H115L114 209ZM142 208V207H141ZM161 208V207H160ZM162 208H163V205H162ZM161 208V209H162ZM41 209V207H40ZM44 209V208H43ZM42 209V210H43ZM49 209V208H48ZM47 209V210H48ZM97 209V210H98ZM157 209V208H156ZM233 209V208H232ZM1 210V211H2ZM39 210V208H38ZM61 210V209H60ZM144 210L145 211H148L147 213L149 214L150 213V209L147 207V205L145 206V209H140V212H142V216H147L146 213H144ZM199 210L200 211H204L205 213L204 214H201L199 213ZM260 210V209H258ZM34 211V212H33ZM46 211V210H45ZM44 211V213H45ZM102 211V210H101ZM111 211V212H112ZM157 211V210H156ZM221 211V210H220ZM152 212V211H151ZM154 212V211H153ZM150 213L151 215L153 216H160V215H157L155 214L156 212L154 213ZM223 212V211H221ZM243 210H240V209H234V211H232L230 209V216L232 218V223H233V226L235 227V229H239L240 227V222L237 220V216H241L243 214ZM43 213V212H42ZM50 213V211H49ZM123 215L125 216L124 218L126 217H130V215L128 214V212H122ZM136 213V211H135ZM224 213V212H223ZM47 214V213H46ZM57 214V213H55ZM71 214V213H69ZM68 214V215H69ZM137 214V213H136ZM155 214V215H154ZM161 214V216H162ZM228 214V213H227ZM72 215V214H71ZM79 215V214H78ZM77 215V216H78ZM82 215V214H81ZM133 215V214H132ZM47 216V215H45ZM59 216V215H58ZM83 216V215H82ZM82 216H78V217H70V224H68V227L66 228H62V226H59V229H54L53 228V231H51V233H53L54 237H51L52 235H44L42 238H37L36 240L42 244L43 246H45V248H50L52 247V245H50L49 243L53 242V240L55 239H58V237H61V236H64V235H73V241L76 243L79 241V235L78 234H72V232L70 231L72 229V227L74 228V226H78L79 225V222L82 224ZM189 216V215H187ZM221 216V215H220ZM219 216V217H220ZM247 216V215H246ZM25 217V215H24ZM53 217V216H52ZM134 217V215H133ZM132 217V218H133ZM139 217V216H138ZM30 218V217H28ZM86 218V216H85ZM84 218V219H85ZM110 218H113V217H110ZM173 218V219H174ZM217 218V217H215ZM6 219V220H7ZM49 219V218H48ZM89 219V218H88ZM127 219V218H126ZM125 219V220H126ZM137 219V218H136ZM55 220V219H54ZM59 220V218L57 219ZM107 220V219H106ZM102 223L103 226H105V224L108 222L106 221ZM109 220V219H108ZM139 220V219H138ZM47 221H50V220H47ZM61 221V220H60ZM66 221V220H65ZM161 221V220H160ZM175 221V220H174ZM52 222V221H51ZM50 222V223H51ZM59 223V221H57ZM185 222V221H184ZM206 224H217V219H207L206 221ZM263 222V221H262ZM33 223V222H32ZM48 224V222H46ZM108 223L111 224V227L115 228V230H122L123 233L121 234H124L126 235L125 238H127L126 241H122V239L118 240V239H113V238H108V237H105L103 240H101V242L103 243V247H104V250H102L105 254H107V257L109 260H106V264H124L123 262H127V264H154V263H149V262H142L141 260L144 259L143 257H146L150 252V249L149 247H147L143 241H138L137 237L136 238H132L131 236H129V230H125L124 227L127 226V224L122 225V224H119V222L117 220H111L109 221ZM126 223V222H125ZM163 223V222H162ZM166 223V222H165ZM36 224V223H35ZM38 224V225H37ZM36 225L39 226L40 223H37ZM52 224V223H51ZM67 224V222H66ZM87 224V223H86ZM136 225H139L137 223V221L134 223ZM148 225V223H146ZM242 224V223H241ZM54 225H56L54 223ZM165 227H167L166 224H164ZM257 225V224H256ZM264 225V224H263ZM6 226V227H5ZM58 226V224H57ZM80 226V225H79ZM134 226V225H133ZM44 227V226H42ZM135 227V226H134ZM179 227V226H178ZM177 227V228H178ZM239 227V228H238ZM40 228H41V225H40ZM57 228V227H56ZM171 228V227H170ZM176 228V229H177ZM211 228V227H210ZM42 229V228H41ZM75 229V228H74ZM89 229V228H88ZM107 229V228H106ZM105 229V230H106ZM146 229V228H145ZM172 229V228H171ZM170 229V230H171ZM234 229V228H233ZM135 230V229H134ZM137 230V228H136ZM241 230V229H240ZM243 230V229H242ZM30 231H31V228H30ZM196 233L199 235L200 233H205L206 229L203 228V227H200V228H197L196 230ZM210 231V230H209ZM27 232V231H26ZM50 232V231H49ZM110 232V231H109ZM31 233V232H30ZM90 233V232H89ZM99 233V232H97ZM212 233H215V232H212ZM227 233V232H226ZM33 234V233H32ZM44 234V233H43ZM186 234V233H185ZM5 235V234H4ZM8 235V234H7ZM70 235V236H71ZM134 235V234H133ZM183 235V234H182ZM216 235H219V233H217ZM6 236V235H5ZM82 236V234H81ZM146 236V235H145ZM2 238V237H1ZM5 238V237H4ZM10 238V236H9ZM12 238V237H11ZM141 238V237H140ZM215 241L218 243V241L221 243L223 240H231V241H236L237 238L239 237H234V236H231V235H228V234H222L220 236H215L214 237ZM6 239V238H5ZM3 239V240H5ZM8 239V238H7ZM6 239V240H7ZM29 239V238H28ZM146 239V238H145ZM2 240V239H0ZM63 240V239H62ZM86 240V239H85ZM148 240V238H147ZM183 240V239H182ZM185 240H189L188 238H185ZM191 242L192 243H196L201 245L203 243H205V241H203L201 238L198 239V240H195V239H191ZM8 241V240H7ZM13 241V240H12ZM11 241V243H12ZM56 241V240H55ZM58 241V240H57ZM146 242V240H144ZM153 241V240H152ZM162 241V240H161ZM175 241V240H174ZM19 242V241H18ZM34 242V241H33ZM83 242V240L81 241ZM164 242V241H163ZM186 242H184L185 244ZM235 243V242H234ZM5 244V243H4ZM6 244H8V242H6ZM54 244V243H52ZM150 244V243H149ZM161 244V243H159ZM168 244V243H167ZM108 245H113L112 248H109ZM192 245V244H191ZM264 245V243L262 244ZM4 246V245H2ZM187 246V245H185ZM195 246V244H194ZM208 246V245H207ZM56 247V245H55ZM76 247V245H75ZM74 247V248H75ZM167 247V246H166ZM188 247V246H187ZM206 247V245L204 246ZM210 247V246H209ZM260 247V246H259ZM258 247V248H259ZM261 247H264V246H261ZM260 247V248H261ZM4 248V247H3ZM7 248V247H6ZM40 248V247H39ZM43 248V247H42ZM83 248V250H82ZM126 249L128 250L127 252L124 253V251L126 250H122V249ZM186 248V247H185ZM240 247H231L228 243H225L220 247H213V254L214 256L210 257H206L205 256V260L207 262V264H216L217 262H213V259L217 258V253L218 252H221L222 254L221 257L222 259L224 258L223 256L225 255H230L231 253H236L237 251V254H238V249ZM5 249V248H4ZM17 246L16 247H11L10 249V254H13V252L17 251ZM57 249V248H56ZM55 249V250H56ZM73 249V248H72ZM79 249V251L77 252V250ZM155 249V248H154ZM190 249V248H189ZM204 249V248H203ZM208 249V248H207ZM54 250V249H53ZM87 249H84V246L81 245V243H79V245H77V248L75 249V251L71 250V249H67L64 251V253L68 254L70 252V254H74L76 255L75 257H81L83 258V260L85 259V261H87L88 259H92L94 261H97L98 259H100L99 257H97L98 253L96 250H90V251H86ZM173 250V249H172ZM186 250V249H185ZM184 250V251H185ZM262 250V249H261ZM1 251L2 250V247H1ZM1 251H0V254H1ZM22 251V250H21ZM50 251V250H49ZM62 251V250H61ZM183 251V250H182ZM180 251V252H182ZM40 252V251H39ZM60 252V251H59ZM199 252V251H198ZM47 253V252H46ZM171 253V252H170ZM200 253V252H199ZM202 253V252H201ZM71 254V255H72ZM147 254V255H146ZM182 254V253H181ZM189 254V253H188ZM32 255V254H31ZM185 254H183L182 257H184ZM192 255V254H191ZM241 255V254H240ZM19 256V255H18ZM34 256V255H32ZM66 256V255H64ZM140 257L139 261L140 262H136L135 263V258L136 257ZM160 256V255H159ZM190 256V255H189ZM198 256V255H197ZM7 257V256H6ZM9 257V256H8ZM28 257V256H27ZM36 257V256H35ZM229 257V256H228ZM10 258H13L10 256ZM50 258V257H49ZM67 258V257H66ZM71 257H69L70 259ZM113 258V259H111ZM193 258H196L195 254L194 256H192V260ZM44 259V257L42 258ZM58 259V258H57ZM115 259V260H114ZM179 259V258H178ZM181 259V258H180ZM14 260V259H12ZM74 260V259H73ZM146 260V259H145ZM191 260V261H192ZM31 261V260H30ZM38 261V260H37ZM42 261V260H41ZM45 261V260H43ZM75 261H77L75 259ZM159 261V260H158ZM227 261V259H226ZM236 261V260H235ZM0 262H1V259H0ZM27 262V261H26ZM29 262V261H28ZM73 262V261H72ZM134 262V263H132ZM190 262V261H189ZM203 262V261H202ZM238 262V261H237ZM33 263V261H32ZM43 263V262H42ZM82 263V262H81ZM85 263V262H84ZM97 263V262H96ZM99 263V262H98ZM235 263V262H234ZM252 263V262H251ZM254 263V262H253ZM65 264V263H64ZM77 264H79L77 262ZM91 264H95V263H91ZM226 264H232V261L231 260H228L226 262Z\"/></svg>",
  "mask_w": 264,
  "mask_h": 264
}]
</instances>
